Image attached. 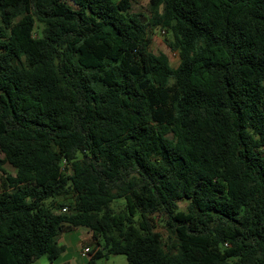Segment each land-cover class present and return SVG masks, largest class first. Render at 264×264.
Returning a JSON list of instances; mask_svg holds the SVG:
<instances>
[{
	"label": "trees",
	"instance_id": "16d2710c",
	"mask_svg": "<svg viewBox=\"0 0 264 264\" xmlns=\"http://www.w3.org/2000/svg\"><path fill=\"white\" fill-rule=\"evenodd\" d=\"M130 8L0 0V264L56 260L71 227L90 263L264 264V0Z\"/></svg>",
	"mask_w": 264,
	"mask_h": 264
},
{
	"label": "rangeland",
	"instance_id": "374dc122",
	"mask_svg": "<svg viewBox=\"0 0 264 264\" xmlns=\"http://www.w3.org/2000/svg\"><path fill=\"white\" fill-rule=\"evenodd\" d=\"M118 1V0H114ZM131 13H137L141 15L142 22H146L150 15L149 9V0H131ZM41 25L36 24L35 30L40 31ZM161 28L159 26L153 28L149 32L150 45L149 50L151 53L158 55L164 54L167 58V62L171 67H176L179 63L178 52L176 50H172L169 47V43L172 42V36L170 33L165 32L164 34L161 32ZM6 169L9 170L10 173H14V170L6 165ZM69 199L66 197H58L56 199V207L59 210L61 207L66 206L68 204ZM124 204V200L122 198L116 199L112 203V208L115 212L122 209ZM188 205V201L185 199L177 201V210L185 211ZM153 218L152 224L154 231L160 233L162 235V239L167 241V238L170 236L169 232L162 227V216L155 214L151 215ZM68 243L70 248L68 249V255L74 264H127L126 257L124 255H114L108 257H100L95 259L90 263L91 256L82 257L79 254V248L89 247V243L85 240V236L87 231L83 227H71L70 229L65 228L62 232ZM61 233V234H62ZM60 234V236H61ZM88 245V246H87Z\"/></svg>",
	"mask_w": 264,
	"mask_h": 264
},
{
	"label": "crops",
	"instance_id": "0c3cea01",
	"mask_svg": "<svg viewBox=\"0 0 264 264\" xmlns=\"http://www.w3.org/2000/svg\"><path fill=\"white\" fill-rule=\"evenodd\" d=\"M5 169H6V167H5ZM7 171L9 172V170H7ZM67 229H70V228H67ZM86 231H87V234L85 236V240L87 241V243H89V246L91 245L92 249L93 248L95 249V245H94V242L92 240L91 233L87 229H86ZM58 242L60 245L64 246V252L61 253L60 256L56 260L50 261L46 256H42L39 259H37L36 261H34L32 264H74V262L71 260V258L68 255V249L70 248V245H69L68 240L66 239V237L63 233L61 234ZM81 250H82V248H79V254H80Z\"/></svg>",
	"mask_w": 264,
	"mask_h": 264
},
{
	"label": "built area",
	"instance_id": "2783aa9c",
	"mask_svg": "<svg viewBox=\"0 0 264 264\" xmlns=\"http://www.w3.org/2000/svg\"><path fill=\"white\" fill-rule=\"evenodd\" d=\"M66 211H67V208H66V207H63V208L61 209V212H62V213L66 212ZM89 253H90V248H89V247H85V248H83V249L81 250V252H80V256L85 257V256H87Z\"/></svg>",
	"mask_w": 264,
	"mask_h": 264
}]
</instances>
